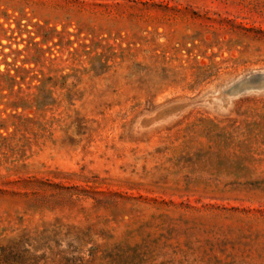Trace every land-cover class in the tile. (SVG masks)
I'll return each instance as SVG.
<instances>
[{
  "label": "rangeland",
  "instance_id": "1",
  "mask_svg": "<svg viewBox=\"0 0 264 264\" xmlns=\"http://www.w3.org/2000/svg\"><path fill=\"white\" fill-rule=\"evenodd\" d=\"M0 264H264V0H0Z\"/></svg>",
  "mask_w": 264,
  "mask_h": 264
}]
</instances>
